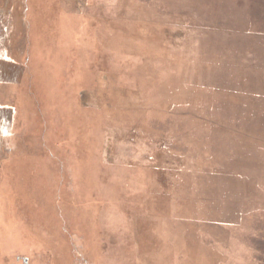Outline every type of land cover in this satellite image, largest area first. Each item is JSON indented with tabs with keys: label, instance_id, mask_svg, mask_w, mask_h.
I'll list each match as a JSON object with an SVG mask.
<instances>
[{
	"label": "rangeland",
	"instance_id": "1",
	"mask_svg": "<svg viewBox=\"0 0 264 264\" xmlns=\"http://www.w3.org/2000/svg\"><path fill=\"white\" fill-rule=\"evenodd\" d=\"M0 57V264H264V0H0Z\"/></svg>",
	"mask_w": 264,
	"mask_h": 264
},
{
	"label": "flooded vegetation",
	"instance_id": "2",
	"mask_svg": "<svg viewBox=\"0 0 264 264\" xmlns=\"http://www.w3.org/2000/svg\"><path fill=\"white\" fill-rule=\"evenodd\" d=\"M5 66L6 64L4 59L2 60V58L0 57V81H3L4 79L6 80V74L9 72L8 67L6 68Z\"/></svg>",
	"mask_w": 264,
	"mask_h": 264
},
{
	"label": "bare ground",
	"instance_id": "3",
	"mask_svg": "<svg viewBox=\"0 0 264 264\" xmlns=\"http://www.w3.org/2000/svg\"><path fill=\"white\" fill-rule=\"evenodd\" d=\"M5 223H6V222H5ZM9 223H10V222H9ZM12 231H13V227H12V226H9V227L6 229L5 234L8 235V234H10ZM5 234H4V235H5Z\"/></svg>",
	"mask_w": 264,
	"mask_h": 264
}]
</instances>
